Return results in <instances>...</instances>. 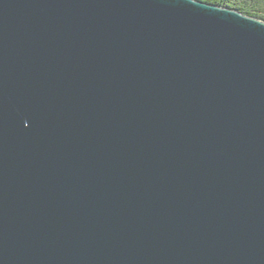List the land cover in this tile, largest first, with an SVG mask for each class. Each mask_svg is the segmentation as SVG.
I'll return each instance as SVG.
<instances>
[{
  "label": "water",
  "instance_id": "95a60500",
  "mask_svg": "<svg viewBox=\"0 0 264 264\" xmlns=\"http://www.w3.org/2000/svg\"><path fill=\"white\" fill-rule=\"evenodd\" d=\"M0 264H264V21L0 0Z\"/></svg>",
  "mask_w": 264,
  "mask_h": 264
},
{
  "label": "trees",
  "instance_id": "16d2710c",
  "mask_svg": "<svg viewBox=\"0 0 264 264\" xmlns=\"http://www.w3.org/2000/svg\"><path fill=\"white\" fill-rule=\"evenodd\" d=\"M222 7L236 9L245 15L264 21V0H200Z\"/></svg>",
  "mask_w": 264,
  "mask_h": 264
}]
</instances>
